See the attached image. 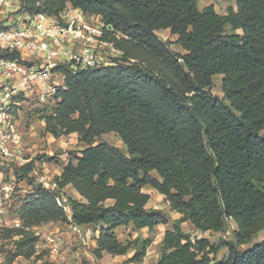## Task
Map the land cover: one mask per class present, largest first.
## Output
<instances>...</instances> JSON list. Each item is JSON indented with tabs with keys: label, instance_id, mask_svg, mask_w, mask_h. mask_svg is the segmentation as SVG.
<instances>
[{
	"label": "trees",
	"instance_id": "trees-1",
	"mask_svg": "<svg viewBox=\"0 0 264 264\" xmlns=\"http://www.w3.org/2000/svg\"><path fill=\"white\" fill-rule=\"evenodd\" d=\"M235 2L220 14L197 0H23L30 14L55 16L71 4L99 16L102 40L120 55L95 69L53 68L63 82L38 118L53 137L76 134L85 145L70 152L56 188L33 175L34 159L17 165L0 157L13 164L17 200L18 225L0 224V240L13 245L8 262L20 256L56 264L37 249L35 227L49 222L90 225L98 231L97 258L134 250L128 261L140 262L152 239L124 243L115 230L169 223L147 207L149 187L180 215L164 231L155 264H264V240L237 249L264 229V0ZM159 30L176 36L180 50ZM216 74L223 76L222 97L211 93ZM23 98L15 99L19 106ZM111 132L126 151L97 141ZM68 186L80 198H66L69 215L57 202ZM228 219L235 241L192 240L181 228L189 222L218 232ZM222 247L227 255L217 260Z\"/></svg>",
	"mask_w": 264,
	"mask_h": 264
},
{
	"label": "built area",
	"instance_id": "built-area-1",
	"mask_svg": "<svg viewBox=\"0 0 264 264\" xmlns=\"http://www.w3.org/2000/svg\"><path fill=\"white\" fill-rule=\"evenodd\" d=\"M103 23L99 16L67 4L57 15L30 14L23 0H0V157L22 165L24 146L12 106L22 102L47 101L55 94L62 77L53 72L59 63L72 69L98 68L113 64L107 49L112 43L102 40ZM118 52V51H117ZM14 56V57H10ZM26 100V101H25ZM21 102V103H22ZM29 161V160H28ZM39 181L45 186L42 176ZM55 185V184H53ZM13 190V183L1 182L0 195ZM66 199L57 198L66 209ZM18 225V223H15ZM79 233V228L72 225Z\"/></svg>",
	"mask_w": 264,
	"mask_h": 264
},
{
	"label": "rangeland",
	"instance_id": "rangeland-1",
	"mask_svg": "<svg viewBox=\"0 0 264 264\" xmlns=\"http://www.w3.org/2000/svg\"><path fill=\"white\" fill-rule=\"evenodd\" d=\"M203 0H197V5L202 7L204 5ZM215 5H221L225 3L226 6L229 4L236 5L235 0H215ZM226 31L230 32L229 26L226 27ZM158 34L164 40L171 42V48L175 51H179L180 48L174 43L176 36L170 35L168 30H159ZM108 54V58L113 60V58L119 56L120 54L117 51H113L111 49L106 50ZM222 75L216 74L213 76V85L211 88V93L218 97L223 96L222 91ZM51 102L50 100L45 101H34L30 100L27 102H22L20 106H12L13 115L17 120L18 128L20 131L21 139L24 146L23 155L24 159H34L37 165V168L33 175L38 179L42 176L44 179V183H47L50 188H56L54 184V178L57 175V172L61 170L62 165L66 162L70 152L77 151L82 149L85 145L78 141L76 134L62 135L60 137H53L51 134L45 131V128L41 122V120L36 116V111L38 108H50ZM98 142H109L121 148L123 151H126L125 146L123 145L121 139L117 134L111 132L101 135L98 139ZM27 160V161H28ZM12 163H2L0 160V179L1 182L5 183H13V174L11 167ZM40 182V181H39ZM26 185V184H22ZM21 185V186H22ZM22 188V187H21ZM27 188V186H25ZM143 190L150 195V200L148 202L147 207L152 209L161 210L165 216L168 218L169 223L165 226L171 225L172 222L175 221L179 217V214L172 211L169 205L165 202L164 196L158 194L154 189L149 187H144ZM61 195L66 199L67 197H72L75 199H80L79 196L75 193L73 189L69 186L65 187L61 191ZM17 202L12 195V191L7 192L5 196L4 191L0 195V224L12 225L14 223L11 222L12 217L15 215L13 211V205ZM66 213L69 215L70 210L68 207L65 209ZM8 222V223H6ZM43 226V225H42ZM164 225H157L153 229L144 228L142 230L136 231L132 227L121 228L118 230L117 234L119 237H123L126 234L129 235L130 238L132 236H148L153 237L152 243L149 245V258H155V256L160 251V243L158 239V234L163 231L165 228ZM182 230L187 233L190 238L193 240L195 238H207L209 241L213 243H218L220 240H233L234 231L236 229V225L232 219H228L226 221V227L223 231H199L196 230L189 222H184L181 224ZM70 230L74 233L73 236H77L75 230L72 229V225H70ZM40 235V242H44L46 230L43 227L35 230ZM54 233V232H52ZM264 240V229L260 230L251 241L238 245L237 249L239 251H243L253 244L258 243ZM39 242V245H40ZM13 245L7 240H0V264H33L32 259H26L24 257H17L15 260L8 262V253L9 250L12 249ZM78 250V258L81 261V264H98L95 262H91L89 256L91 255L90 249L87 244L81 243ZM38 251L40 248L38 247ZM81 253H80V252ZM105 253V256L100 262V264H113L115 260H113L114 255ZM227 255V249L222 247L216 253V259L221 260L223 257ZM103 257V256H102ZM144 259L140 262L133 263H142Z\"/></svg>",
	"mask_w": 264,
	"mask_h": 264
},
{
	"label": "crops",
	"instance_id": "crops-1",
	"mask_svg": "<svg viewBox=\"0 0 264 264\" xmlns=\"http://www.w3.org/2000/svg\"><path fill=\"white\" fill-rule=\"evenodd\" d=\"M204 5L202 7H199L200 9L203 8L206 5L209 4H213L215 10L220 13V14H226L227 12V8L229 6H231L233 9L236 8V5L233 4H229V6H226L225 3H222L221 5H215V0H203ZM58 81H59V85H62L63 82V78L62 77H55ZM39 113L36 114V116H38ZM40 119V118H39ZM41 120V119H40ZM43 126H44V122L41 120ZM61 170H59L57 172V175L60 173ZM76 193V192H75ZM77 194V193H76ZM78 195V194H77ZM175 212V211H174ZM177 213V212H176ZM179 214V213H178ZM180 216V215H179ZM12 223H17L18 219L16 217V215H14L12 217L11 220ZM8 223V222H6ZM184 223V222H183ZM70 225L72 224H67V223H61V222H49L45 225H41V226H37L35 227V230L38 228H42L44 230H46L45 239L44 242H39L37 244V249L38 247L40 248V250H45L47 251V255L45 256V259L50 260L55 262L56 264H81V261L79 260V256H78V250L80 249L79 246L81 245V243L83 244H87L91 255L89 256L91 262H95L100 264V262H102L105 253L103 254V257L101 258H97L94 253L93 250L96 247V240L95 238L98 235V231L94 230L92 226L90 225H81L78 226V230H79V234H77V236H73V232L70 230ZM161 225V224H158ZM162 225H167V224H162ZM157 226V225H156ZM155 226V227H156ZM171 225L165 226V228L163 229V231L161 233L158 234V239H159V243H160V251L159 253L155 256V258L151 259V257L149 258V247L147 248L146 254L144 256V261L142 263H133V262H129L128 259L133 255L134 250H129L126 254L123 255H114V259L115 263L113 264H155L160 256V252H161V242H162V238H163V234L164 231L169 228ZM131 228V226H129ZM154 227V228H155ZM121 228H128V227H118L115 232L117 234L118 230ZM144 229V228H142ZM142 229H138L136 231L142 230ZM148 229V228H147ZM153 229V228H152ZM149 230V229H148ZM54 232V233H52ZM118 236V234H117ZM135 236H132V238ZM141 237H148V236H141ZM118 238L122 241V242H126L128 239H130L129 235H125L123 237H119ZM153 240V237H150ZM152 243V242H151ZM80 252V251H79ZM81 253V252H80ZM108 255V254H107ZM33 262V259H32Z\"/></svg>",
	"mask_w": 264,
	"mask_h": 264
},
{
	"label": "water",
	"instance_id": "water-1",
	"mask_svg": "<svg viewBox=\"0 0 264 264\" xmlns=\"http://www.w3.org/2000/svg\"><path fill=\"white\" fill-rule=\"evenodd\" d=\"M95 69V68H94Z\"/></svg>",
	"mask_w": 264,
	"mask_h": 264
}]
</instances>
